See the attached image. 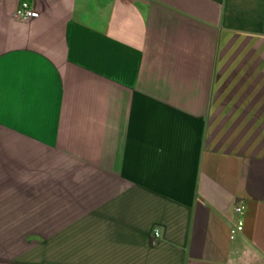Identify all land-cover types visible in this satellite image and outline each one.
Segmentation results:
<instances>
[{
	"label": "crops",
	"instance_id": "0c3cea01",
	"mask_svg": "<svg viewBox=\"0 0 264 264\" xmlns=\"http://www.w3.org/2000/svg\"><path fill=\"white\" fill-rule=\"evenodd\" d=\"M263 124L264 0H0V264H264Z\"/></svg>",
	"mask_w": 264,
	"mask_h": 264
},
{
	"label": "built area",
	"instance_id": "2783aa9c",
	"mask_svg": "<svg viewBox=\"0 0 264 264\" xmlns=\"http://www.w3.org/2000/svg\"><path fill=\"white\" fill-rule=\"evenodd\" d=\"M40 13L36 6L32 5L29 1H23L15 11V17L21 21L27 22L34 18L39 17ZM246 206L243 202H237L234 206V213L236 215L234 223L231 225L230 235L231 238H235L239 233L244 230V213ZM159 231L156 232V236H159Z\"/></svg>",
	"mask_w": 264,
	"mask_h": 264
},
{
	"label": "rangeland",
	"instance_id": "374dc122",
	"mask_svg": "<svg viewBox=\"0 0 264 264\" xmlns=\"http://www.w3.org/2000/svg\"><path fill=\"white\" fill-rule=\"evenodd\" d=\"M263 126H264V124H263Z\"/></svg>",
	"mask_w": 264,
	"mask_h": 264
}]
</instances>
